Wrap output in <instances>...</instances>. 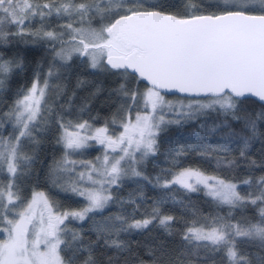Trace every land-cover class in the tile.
Segmentation results:
<instances>
[{"label":"snow or ice","instance_id":"snow-or-ice-1","mask_svg":"<svg viewBox=\"0 0 264 264\" xmlns=\"http://www.w3.org/2000/svg\"><path fill=\"white\" fill-rule=\"evenodd\" d=\"M54 131L79 208L26 195ZM0 264H264V0H0Z\"/></svg>","mask_w":264,"mask_h":264},{"label":"trees","instance_id":"trees-1","mask_svg":"<svg viewBox=\"0 0 264 264\" xmlns=\"http://www.w3.org/2000/svg\"><path fill=\"white\" fill-rule=\"evenodd\" d=\"M10 54H20L25 56L26 61L28 62L29 67L35 66V61L40 59V57L43 55V49L35 48L31 44L25 45L23 42L20 43V45L13 49V53ZM31 73H29L30 78ZM26 77L22 73L19 77H17V83L13 84V91H15L16 88L23 85L25 83ZM73 84L75 83V76L72 78ZM111 85V78L108 81V85ZM87 92H81L80 95L84 96L87 95ZM172 95H169L171 97ZM13 97L9 96L6 103H11ZM94 108L92 115H96L97 112L101 114V117L107 115L109 113L108 108V101H107V92L102 93L97 99L93 101ZM87 118V116L85 117ZM190 130V129H189ZM55 135L56 132L49 134V139L46 140V142L43 144L42 148L38 152V159L34 163L32 167V178L26 185L27 192L26 195L30 196L32 192V188L36 186L37 191H45L49 194V196L54 200L61 204L62 208L65 209H75L83 206V200L82 198L71 196L70 194L64 193L63 191L59 190L58 188H55L51 185L49 179H48V173H49V166L53 164L54 160H59L62 154V149H60L58 146L55 145ZM94 148H89L83 151L82 157L91 158L95 154ZM198 166L206 169L207 171H212V165H209L208 163L203 162L201 159L197 158L195 154H192L189 156V158L184 161V166ZM170 167V164L166 161L164 155H159L156 160L153 163H149L147 165V174L153 178L160 173L161 169ZM260 173H257L259 175ZM231 175V174H229ZM38 178V179H37ZM170 178V177H169ZM126 187L123 188L120 195L123 197H126L128 192L132 191L133 188L136 187V185L131 181H126ZM144 185V194L148 198L149 203L152 199L159 197L162 195V192L159 188H153L151 184H148L147 182H142ZM192 199L197 203L198 206L202 207L206 212L210 210V207L208 204L205 203V199L203 197L202 193L199 194H191ZM179 198V196H178ZM115 210V209H113ZM131 210V209H129ZM252 213L249 212V215ZM155 235V231L152 233ZM147 235V234H145ZM137 240H143L144 237H136Z\"/></svg>","mask_w":264,"mask_h":264},{"label":"rangeland","instance_id":"rangeland-1","mask_svg":"<svg viewBox=\"0 0 264 264\" xmlns=\"http://www.w3.org/2000/svg\"><path fill=\"white\" fill-rule=\"evenodd\" d=\"M169 99L174 100V99H176V96H171V97H169ZM92 143H93V146L89 147V148H94L96 152L91 158L82 157L81 155H76V156H73L72 158L76 159V160H94L97 156H101L103 153V149L99 145H95L94 142H92ZM89 148H86V149H89ZM86 149H84V150H86ZM84 150H82V151H84ZM62 155H63V152L61 154V157H62Z\"/></svg>","mask_w":264,"mask_h":264}]
</instances>
